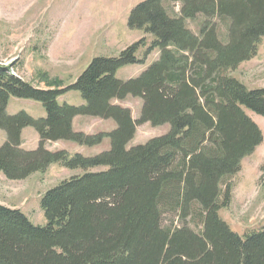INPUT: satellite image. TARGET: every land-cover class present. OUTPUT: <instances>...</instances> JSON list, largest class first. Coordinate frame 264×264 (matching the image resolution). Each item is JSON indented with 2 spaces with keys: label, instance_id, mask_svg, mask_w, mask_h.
I'll return each instance as SVG.
<instances>
[{
  "label": "trees",
  "instance_id": "trees-1",
  "mask_svg": "<svg viewBox=\"0 0 264 264\" xmlns=\"http://www.w3.org/2000/svg\"><path fill=\"white\" fill-rule=\"evenodd\" d=\"M144 0L130 12L127 26L152 35L114 57H95L65 86L47 78L36 86L0 63V172L22 180L58 164L82 170L61 180L40 199L45 225H35L19 208L0 203V264H264V225L240 234L220 215L231 201L229 179L243 158L263 141L247 111L264 116V87L249 88L231 75L256 56L264 38V0ZM204 16L196 34L187 20ZM227 22V41L218 21ZM158 58L139 76L120 80L117 70ZM69 90L84 104L59 102ZM128 95L143 100L135 119L130 108L113 103ZM10 97L39 101L46 115H10ZM89 115L113 119L111 132L73 130V119ZM170 125V131L127 147L137 125ZM32 126L36 149L21 147L22 130ZM110 138L108 151L94 156L51 151L47 141L72 140L93 146ZM97 169V170H96ZM259 186L264 191V159ZM176 215V226L163 216ZM196 225L194 230L190 225ZM174 225V224H170Z\"/></svg>",
  "mask_w": 264,
  "mask_h": 264
},
{
  "label": "rangeland",
  "instance_id": "rangeland-1",
  "mask_svg": "<svg viewBox=\"0 0 264 264\" xmlns=\"http://www.w3.org/2000/svg\"><path fill=\"white\" fill-rule=\"evenodd\" d=\"M144 0H0V63L9 65L11 72L36 86L45 88L42 77L59 79L68 86L84 71L95 57L118 56L130 44L145 38L146 45L137 52L143 58L144 50L154 37L141 30L127 26L132 9ZM164 0L170 12H178L180 3ZM204 16L187 20L186 25L194 32L200 31ZM227 22L218 21V32L223 42L227 41ZM153 50L144 63L127 64L120 67L116 77L126 81L139 76L158 58ZM231 75L240 79L247 87H264V38L258 52L249 61L243 62ZM61 103L74 106L84 104L81 94L69 90L58 98ZM113 103L130 108L133 118L141 115L143 100L128 95ZM25 111L34 118L46 115L43 104L25 98L10 97L7 113ZM258 124L263 134L262 143L249 156L243 158L240 171L229 179L231 201L220 210V215L230 227L244 235L257 232L264 225V191L259 186L260 165L264 159V116L247 111ZM116 128L113 119H101L79 115L74 119L73 130L86 134L111 132ZM134 138L127 144L130 148L144 144L149 139L170 131L168 123L152 126L146 122L137 125ZM6 132L0 129V146L6 141ZM39 136L32 126L21 133V147L34 150ZM109 137L97 145H80L72 140L45 142L51 151L66 150L69 154L80 153L94 156L110 149ZM97 170V169H96ZM58 164H52L44 172H36L22 180H10L0 172V203L19 208L35 225H45L46 219L40 208L42 195L64 178L81 173ZM174 225H170V224ZM165 226L178 224L176 215L163 216ZM198 230L196 225H190Z\"/></svg>",
  "mask_w": 264,
  "mask_h": 264
},
{
  "label": "crops",
  "instance_id": "crops-1",
  "mask_svg": "<svg viewBox=\"0 0 264 264\" xmlns=\"http://www.w3.org/2000/svg\"><path fill=\"white\" fill-rule=\"evenodd\" d=\"M76 117H77V116H76ZM76 117H75V118H76ZM75 118H74V119H75ZM74 119H73V123H74Z\"/></svg>",
  "mask_w": 264,
  "mask_h": 264
}]
</instances>
